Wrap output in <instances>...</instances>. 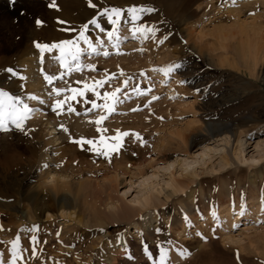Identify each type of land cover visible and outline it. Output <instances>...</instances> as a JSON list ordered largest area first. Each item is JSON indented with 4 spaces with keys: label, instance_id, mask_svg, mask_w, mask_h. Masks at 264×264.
Masks as SVG:
<instances>
[{
    "label": "rangeland",
    "instance_id": "rangeland-1",
    "mask_svg": "<svg viewBox=\"0 0 264 264\" xmlns=\"http://www.w3.org/2000/svg\"><path fill=\"white\" fill-rule=\"evenodd\" d=\"M70 2L74 0H16L14 4L11 0H0V90L21 95L40 111V104L27 100V96L38 95L35 91L38 85L50 90L54 85L45 81V72L59 75L63 69L51 63L49 53H45L41 63L35 42L75 39L78 32L62 29L69 25L79 29L93 18L110 30L107 17L101 13L111 7H154L156 11L144 13L141 21L160 31L155 39L133 38L131 25L122 27L120 35L128 39L118 49L106 43L100 46L101 55H82L81 62L95 65V70L84 68L65 77L72 87L83 88V84L74 81L91 83L93 77L101 79L116 74L100 90L101 95L114 86H122L131 77L127 89L130 99L116 105L115 113H103L108 116L104 126L109 129L108 135H114L116 129L139 132L146 144H129L109 163L105 157L73 142L81 136L85 139L99 136L95 132L97 126L91 122L102 114L100 109L87 112L91 104L77 97L70 102L80 115L64 114L58 118L49 108L52 101L45 103L48 106L41 105L53 122L59 124L68 119L72 123L64 142H57L55 148L57 160L72 174L73 194L77 195L75 202L73 195L68 194L72 201L66 207L76 211L77 220L57 218L61 209L52 204L49 264H113L114 260L118 264H158V242H163L162 246L169 251L177 248L191 253L187 260L176 264H264V159L257 163L251 160L256 143H264V0H235V3L233 0H80L79 6ZM53 3L55 7L50 6ZM37 18L45 22L43 26H37ZM60 20L67 24L58 23ZM253 27L255 33L247 30ZM86 35L94 43L97 38L107 41L106 35L100 34L94 25H89ZM164 35L168 39L160 44ZM249 40L256 43L255 65L242 50ZM80 46L87 47L82 41ZM104 51L110 55L105 57ZM177 63L181 67L171 73L153 71ZM9 67L17 71L16 76L6 71ZM21 76L25 79L21 80ZM32 77L38 81L34 88L30 83ZM136 85L146 94L138 96L132 92ZM86 96L93 98L91 93ZM153 96L158 99L153 100ZM30 121L24 132L13 129L11 133L0 134V190L6 195H0V201L17 207L12 212L19 217L25 215L26 204L30 202L27 199L23 204L20 195L38 180L36 173L28 176L50 138L45 124L36 132ZM209 127L214 136L209 135ZM225 134L231 139L229 144L220 141ZM239 137L247 139L243 152L249 159L246 162L233 158ZM217 144L226 146L234 163L220 167L223 151L211 152V158H200L190 168L196 169V174L184 173L179 177L186 178L183 190L167 196L169 189L154 196L150 209L155 212L156 220L146 232L138 234L135 227L136 221L143 225V211L123 218L106 207L113 198L128 209H138L131 199L141 189L142 177L155 172L158 165L164 164L162 160L185 157L191 160L204 146ZM180 168L178 165V172ZM162 174L163 171L159 173ZM116 184L117 188H113ZM41 196L46 194L42 192ZM228 214L233 223L226 228ZM46 216L42 214L41 219ZM11 223L9 217L0 216L3 228L9 230ZM22 223L16 222L21 240L29 235L23 236L25 223ZM62 223L75 228L65 232ZM157 228L161 231L157 232ZM0 240V250L11 242L4 237ZM124 240L129 247L118 253L113 244L121 247ZM144 245L154 255L150 256ZM24 246L28 258L32 244L28 241ZM114 254L118 255L114 257Z\"/></svg>",
    "mask_w": 264,
    "mask_h": 264
},
{
    "label": "snow or ice",
    "instance_id": "snow-or-ice-1",
    "mask_svg": "<svg viewBox=\"0 0 264 264\" xmlns=\"http://www.w3.org/2000/svg\"><path fill=\"white\" fill-rule=\"evenodd\" d=\"M15 2L16 0H11V3L14 4ZM233 3H235V0H233ZM50 6L55 7V4L53 3ZM92 6L95 7V5ZM155 11L156 9L154 7L135 5L127 8H105L101 15L107 17L106 23L110 26V30L106 29V27L102 26L97 19L93 18L87 23L81 25L79 29L71 25L62 29L63 31H70L73 33L78 32L79 34L75 37V39H67L52 43L35 42V47L39 50L41 63H43L45 59V53L52 54L50 55L51 63L59 64L63 71H60L59 75L48 74L45 72V81L49 85H54L47 91V100L42 99L40 95L35 94L27 96V100L37 101L40 105H44L48 101H52V103L49 104V108L51 109V113L58 118L64 114L70 115L75 113L76 115H80L77 109L74 108L73 104L70 102L76 101L77 97H83L84 100L82 102L91 104V107L86 110L87 112L90 113L94 109H100L102 114H100L95 121L91 122L97 126L95 128V132L99 133V136L88 139L81 136L73 142L87 151H91L98 156L105 157L109 163H111L114 155L120 154L129 144L137 142L141 145L146 144V141L139 132L116 129L114 135H108L109 129L104 126V122L107 120L108 116L103 113H107L108 115L115 113L117 111L116 105L122 104L125 100L130 99L127 89L129 87L131 77L129 79H125L122 86H114L112 90L103 91V95H101L100 90L103 89L106 84H109L110 81L115 78L116 74H111L101 79L93 77L91 83L84 80L74 81L77 85L83 84V88L72 87L65 80V77L81 72L84 68L95 70V65L81 62L82 55H101L100 46L105 45L106 43L111 45V47L118 49L122 41H126L128 39L127 36L121 37L120 33L122 31V27H128L129 24L131 25L129 31L131 32L133 38L142 36L144 39H148L150 36L152 39H155L156 34L160 31V29L154 25L149 26L141 21V16H143L144 13H153ZM125 13L127 15H125ZM145 19H147V17H145ZM44 23V21L37 18L36 24L38 27L43 26ZM58 23L67 24V22L62 20L58 21ZM89 25H94L95 28L99 30L100 34H105L107 41L97 38L96 43H94L93 40L89 38V35H86V33L89 32ZM167 39L168 36L164 35V38L159 41L160 44H163ZM81 41L87 45L86 48L80 46ZM54 51H57L59 54H53ZM102 54L105 57L110 55L108 51H104ZM180 67L181 65L177 63L169 65L166 69L156 68L153 69V71L165 72V74H168ZM6 71L11 73L13 76L17 75V71H15L12 67L7 68ZM141 75H143V73H141ZM20 79L24 80L25 77L21 76ZM54 82L57 83L54 84ZM59 82H63V85L60 86ZM183 82L184 81H181V83ZM150 90L151 89H147V91ZM197 91L200 90L197 89ZM132 92L138 96L146 94V92L142 90L139 85L133 87ZM87 93H91L93 98L89 99L86 96ZM152 99L156 100L158 97L153 96ZM98 100H103L104 103H97ZM39 111V108L30 106L29 103L25 102V99L21 95L11 94L6 90H0V134L11 133L13 129L24 132L26 123L30 121ZM58 128L63 133L69 132V128L63 123L59 124ZM29 131H31V129H29ZM135 154L136 153H133V155ZM43 167L47 168L48 165L44 164ZM156 214L159 216V212ZM240 214H244L243 210ZM234 227L238 228L239 225H234ZM33 230L38 233L39 226L34 225ZM100 231H104V229H100ZM156 231L159 232L161 229L157 228ZM197 235L200 236L201 233L197 232ZM31 241L33 244H37L39 242L38 235H32ZM19 243V236L11 242L13 254L10 264H17L19 260L26 259L22 256V250H18L17 248ZM168 243L171 244V241H168ZM162 244L163 242H158L157 244L159 257L158 264H170L168 261L169 248L163 247ZM144 248L146 251H149L147 245H144ZM178 251L181 257H185L186 254H191L190 252H187L186 249H178ZM36 255V249L33 247L31 249V256L36 257ZM149 255L152 256L154 254L149 251ZM0 264H8L7 259L5 258L0 261Z\"/></svg>",
    "mask_w": 264,
    "mask_h": 264
},
{
    "label": "bare ground",
    "instance_id": "bare-ground-1",
    "mask_svg": "<svg viewBox=\"0 0 264 264\" xmlns=\"http://www.w3.org/2000/svg\"><path fill=\"white\" fill-rule=\"evenodd\" d=\"M77 1L79 2L80 0H74V3L70 2V4H75L76 6H79V3ZM255 29L256 28L253 27V28H248L247 30L253 31L255 33L256 31ZM255 44L256 43H253L252 41L249 40L247 41L246 44L244 43L242 46V50L251 59L250 61L253 65H255L257 61V58H256L257 50H255V47H256ZM36 80L37 79L34 77L31 78L30 83L33 84V88L36 87L34 83L37 84L38 82ZM42 86L38 85L37 88H35V91L37 93L36 92L35 93L42 96L43 98H46L47 100V96H46L47 90L45 91L44 90L45 87L43 88ZM45 105L48 106L49 104L48 105L44 104V107ZM39 106L41 107L42 110L37 112L34 115V118L31 119L32 120L31 126L33 130L37 132L39 128L45 124L46 133L50 138H49L48 143L47 141L45 142L46 147L42 149V151L39 153L38 163L35 166V168H32L31 170L32 172L28 176L30 177V175L36 173L38 180L35 181V183L31 184L25 190V194L21 193L20 195V201H22L23 204L25 200L27 199L30 200V202L26 204L27 206L25 208L26 209L25 215L24 216L22 215L21 217H19L17 213L12 212L13 208H17V207L13 206L12 204H8L6 202L2 203L0 201V216L9 217V219L12 222L11 225L9 226L10 227L9 230L7 229L8 228L7 226H5L7 228H3V226L0 225V237H4L6 238V240H9L11 242L17 236H19L20 238H23L22 235L18 234L19 230H18V225H16V222L22 223L23 221L26 220L25 222L22 223V224L25 223V226H23L22 231L24 233L23 236L26 235L25 233H28L29 235L26 237V239L25 238L22 240L20 239L21 242L17 246L18 250H22L25 252L24 254L22 253V256L25 257L26 259L19 260L18 261L19 264H49L50 263V252L48 250V246H49V241L51 239L50 238L51 236H50V233L48 232V230H50L48 227L49 225L52 224V221L54 218V217L52 218L53 214L50 211L53 203L57 204L59 208L61 209L60 215H57V218L58 217L64 218L63 216H66L69 218L74 217L77 220V217H78L76 211H69L66 209V207L68 208L69 206H71L70 202L72 201L68 197V194H70L71 196L73 195L72 199L75 202L77 200V195L75 193L73 194V187H72V182H71L72 174L67 173L68 171L66 170L64 163L57 160V157H56L57 149L55 148V146L59 145V143L57 142L60 141V143H63L64 140L66 139L65 133L59 130L58 125L63 123L66 127H70L72 123H70L68 119L61 120L59 124H57L56 122H53L52 120H50V118L47 117L43 107L41 105ZM207 131L210 136H214L213 131L210 129V127L207 129ZM217 141L218 140L216 139L215 142ZM220 141L224 142V144H229L231 139L229 138L228 135L225 134V136H223L220 139ZM51 143H54V145H52ZM245 145H247V139L245 140L239 137L237 140V145H236V148L237 147L239 148L238 149L235 148V151L233 152V158L238 162H246L249 160L248 158L244 156V153H243L245 151L244 150ZM220 151L224 152V155L222 154L221 159L219 161L220 167L225 168L231 165L232 162L234 163V160L232 161V157H230V154L228 153V149L226 148V146L224 145L222 147H219V144H217L216 146H209V145L204 146L203 149L196 155V157L192 158L191 160H189L188 157H185L182 159L175 158L174 160H170V159L162 160L164 164L158 165L156 167L155 172L151 174H147L146 176L142 177V180L140 181L141 189L138 191V193H136L135 197L131 199V202L134 203L138 209L136 210L128 209L126 208V206L120 204L118 201H114L113 198H111V201L106 203V207H109V209H111L115 214H118L120 217H123V218H129L132 215L138 214L143 211V225L141 224L140 226V223L136 221L135 227L137 229L136 233L138 234H141L142 232H146L147 230H149L150 227L153 226L156 220L155 212H153L150 209V207L154 203V196L156 194L166 193L167 191H169V189L171 190V192L170 194H166L167 196H170V195L172 196L173 194L178 193L179 191L183 190L185 188V185H187L186 178L181 179L179 177L183 176L184 173H187V175L196 174V169L192 168L190 170V168L193 167L194 164L199 162L200 158L202 159H205L206 157L211 158L212 156L211 152L219 153ZM263 159H264V143H261L259 141L255 145V149L253 151V155L251 156V160L257 163V162H261V160ZM44 164H47L48 167L47 168L43 167ZM178 165L182 166L179 172L177 170ZM162 171H163V174L162 176H160L159 173ZM166 175H168L169 177H165ZM117 186L118 185L116 184L113 186V188H117ZM42 192L46 194V196L42 197L41 196ZM119 192L120 191L118 190V193ZM126 193L127 192L125 191L124 194ZM0 195H3L6 197V195L1 190H0ZM42 214H47L44 220L41 219ZM228 217H229V214L226 220H229ZM232 223L233 222L231 220L227 221L226 228H229V226L232 225ZM34 225L39 226L38 233L33 230ZM62 227L66 229L65 232H71V230L75 228V227L70 228V227L64 226L63 223L61 225V228ZM32 235H38L39 242L37 244H33V242L31 241ZM1 240H0V245L2 243ZM28 241H30L32 244L31 249L33 247H35L36 249V253H37L36 257L30 256L31 258L30 257L27 258L26 253H29V252L25 251L24 248H27V247H25L24 244L25 242H28ZM11 242L8 243V245L5 247L2 244L4 249L0 250V261L6 258L8 264H10L12 254H13ZM113 245H114V248L116 247L115 251H117L118 253L122 251L125 252L126 248L129 247L127 240H124L121 247H118L119 245L118 246H116L115 244ZM169 253H170V256H169L170 264L184 262L185 259L187 260V257L189 258L190 256V255H185V257H181L177 248L170 249ZM115 254H114V257L118 255L117 254L115 256ZM110 259L113 260L116 258L111 257ZM115 262L116 260H114L113 264H118L119 261L116 263Z\"/></svg>",
    "mask_w": 264,
    "mask_h": 264
}]
</instances>
